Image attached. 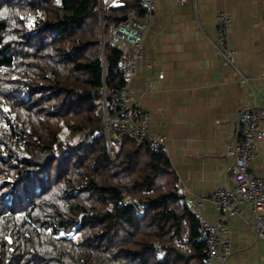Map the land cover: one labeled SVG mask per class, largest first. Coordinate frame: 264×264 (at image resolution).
Listing matches in <instances>:
<instances>
[{"label": "trees", "instance_id": "16d2710c", "mask_svg": "<svg viewBox=\"0 0 264 264\" xmlns=\"http://www.w3.org/2000/svg\"><path fill=\"white\" fill-rule=\"evenodd\" d=\"M101 4L0 0V264H204L165 153L128 137L106 152L95 102L127 84L110 31L146 11Z\"/></svg>", "mask_w": 264, "mask_h": 264}, {"label": "crops", "instance_id": "0c3cea01", "mask_svg": "<svg viewBox=\"0 0 264 264\" xmlns=\"http://www.w3.org/2000/svg\"><path fill=\"white\" fill-rule=\"evenodd\" d=\"M119 4L102 0L101 5ZM222 13L231 20V45L249 84L240 83L212 45ZM144 23L150 28L129 94L150 113V132L168 137L165 155L179 181L178 195L200 221L216 223L213 198L234 186L235 159L227 147L238 135L239 115L264 109V0H159ZM251 170L264 178V140ZM223 219L231 242L228 264H264V239L253 229V212L244 208L241 216Z\"/></svg>", "mask_w": 264, "mask_h": 264}, {"label": "built area", "instance_id": "2783aa9c", "mask_svg": "<svg viewBox=\"0 0 264 264\" xmlns=\"http://www.w3.org/2000/svg\"><path fill=\"white\" fill-rule=\"evenodd\" d=\"M159 0H141L146 11L145 17L138 22L132 17L121 22L110 31L113 42L119 44L121 51L118 72L123 75L127 84L120 91L107 92L103 89L95 102L103 117V132L105 149L112 157L115 149L124 137L131 138L140 145L147 146L153 153H165L168 137L154 135L149 130L151 115L140 109L129 94L128 83L137 75V67L144 51V39L151 20L156 12ZM218 40L212 42L221 59L232 67L242 84H249L250 79L243 74L237 64L235 52L231 45V20L226 13L218 17ZM163 79V75L159 77ZM264 109L252 108L242 111L239 115L238 135L228 144L227 153L233 156L235 164L232 169L234 186L220 189L213 198L219 210V220L216 223L201 221L200 238L204 242V264H228L231 256L229 230L224 216H241L244 208H249L254 216L253 229L259 239H264V178L256 176L251 170V163L256 155L257 146L264 140V130L261 127ZM125 204L137 214H142V202L127 197ZM202 201L199 202V205ZM156 254L161 253V247L155 244Z\"/></svg>", "mask_w": 264, "mask_h": 264}, {"label": "water", "instance_id": "95a60500", "mask_svg": "<svg viewBox=\"0 0 264 264\" xmlns=\"http://www.w3.org/2000/svg\"><path fill=\"white\" fill-rule=\"evenodd\" d=\"M128 19V16H123V17H120L119 19H118V21L119 22H124V21H126ZM185 258H187L188 257V255H186V254H182Z\"/></svg>", "mask_w": 264, "mask_h": 264}, {"label": "rangeland", "instance_id": "374dc122", "mask_svg": "<svg viewBox=\"0 0 264 264\" xmlns=\"http://www.w3.org/2000/svg\"><path fill=\"white\" fill-rule=\"evenodd\" d=\"M98 110H99V109H98ZM100 112H101V111H100ZM71 236H72V235H71ZM71 236H70V237H71ZM73 237H74L75 239H77L78 241H80V239H81V238H80V235H76V236L74 235Z\"/></svg>", "mask_w": 264, "mask_h": 264}]
</instances>
